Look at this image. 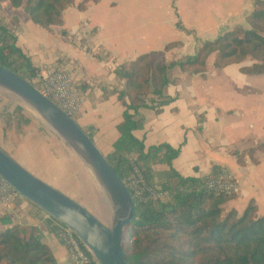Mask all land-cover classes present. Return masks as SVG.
<instances>
[{
	"label": "crops",
	"instance_id": "crops-1",
	"mask_svg": "<svg viewBox=\"0 0 264 264\" xmlns=\"http://www.w3.org/2000/svg\"><path fill=\"white\" fill-rule=\"evenodd\" d=\"M80 1L65 10L63 25L50 29L34 23L23 6L14 7L10 0H0V15L26 59L25 74L28 67L50 69L59 64L79 73L83 103L73 117L92 138L108 146V154L119 139L118 124L125 109L120 70L138 56L164 50L174 41L181 44L165 50L168 62L194 55L204 41L237 25L247 27L256 0H100L85 10L78 8ZM165 4L169 10H163ZM84 23L86 35H76ZM214 61L212 54L203 74L170 69L172 81L156 100L169 102L140 108L144 123L133 134L146 149L163 144L180 149L171 165L152 163L156 172L172 167L184 177L203 178L216 167H228L239 179L240 193L224 204L225 209L241 215L255 201L258 214L264 216V150L258 148L264 143V88L257 78L264 74L241 71L255 63L252 57L221 69ZM14 149L6 150L36 176L69 194L62 185L69 169L48 150L27 143ZM2 217L11 223H3ZM47 219L48 214L28 200H17L0 215V231L15 224L35 225L58 264H75L62 239L48 230Z\"/></svg>",
	"mask_w": 264,
	"mask_h": 264
},
{
	"label": "trees",
	"instance_id": "trees-1",
	"mask_svg": "<svg viewBox=\"0 0 264 264\" xmlns=\"http://www.w3.org/2000/svg\"><path fill=\"white\" fill-rule=\"evenodd\" d=\"M74 1L10 0V3L14 7L23 6L34 23L50 29L64 24V12ZM99 1L81 0L78 8L85 10L89 3ZM254 3L247 27L237 25L214 40L204 41L194 55L168 62L165 50L181 44L174 41L164 50L138 56L119 72L125 82L121 93L126 98L125 109L118 124L119 139L106 157L124 182L131 172V160L136 158L147 181L152 186L160 184L167 192L163 200L149 196L135 199L136 220L126 230L124 241L130 264H264V216L258 214L255 201H250L239 215L237 210L224 207L234 196L208 190L202 178L184 177L172 167L163 173L156 172L152 163L171 165L180 149L167 144L146 149L133 134L144 123L140 108L169 102L156 100L163 97L164 88L172 81L169 71L174 67L190 74H203L209 56L214 54L218 69L252 57L255 63L242 67L241 71L264 74V0ZM25 60L15 35L0 15V64L22 75L19 68ZM35 70L28 67L22 76L32 82ZM258 148L264 150V143ZM1 221L11 223L5 217ZM46 225L61 238L62 223L48 215ZM89 255L88 264H97ZM0 264H58V261L37 226L15 224L0 231Z\"/></svg>",
	"mask_w": 264,
	"mask_h": 264
},
{
	"label": "water",
	"instance_id": "water-1",
	"mask_svg": "<svg viewBox=\"0 0 264 264\" xmlns=\"http://www.w3.org/2000/svg\"><path fill=\"white\" fill-rule=\"evenodd\" d=\"M0 87L17 96L86 162L112 206L105 224L82 203L23 166L0 144V176L22 197L71 229L97 264H130L124 241L136 220V201L106 155L73 116L41 92L29 79L0 64Z\"/></svg>",
	"mask_w": 264,
	"mask_h": 264
},
{
	"label": "rangeland",
	"instance_id": "rangeland-1",
	"mask_svg": "<svg viewBox=\"0 0 264 264\" xmlns=\"http://www.w3.org/2000/svg\"><path fill=\"white\" fill-rule=\"evenodd\" d=\"M163 4V2H161ZM163 10H169L165 4ZM162 9V8H161ZM213 56L210 57L212 65ZM212 68H214L212 66ZM24 61L19 72L25 74ZM254 77V76H250ZM260 84L264 88V75H260ZM34 80V77L32 78ZM258 81L256 86L258 87ZM57 137V141L54 137ZM100 150L106 155L108 146L92 138ZM61 141V145L59 141ZM31 144L35 149L47 150L50 156L69 170L63 177L62 185L72 197L78 199L84 206L99 217L105 224L112 221V206L97 181L90 167L72 148L66 144L35 111L24 104L17 96L0 87V144L13 152L19 144ZM65 143V145H62ZM64 146L69 149H64ZM70 150V151H69ZM72 153L74 154L72 160ZM49 155V153H48ZM174 182V181H173ZM160 185V184H159ZM166 195L163 197L165 199ZM161 199V200H163Z\"/></svg>",
	"mask_w": 264,
	"mask_h": 264
},
{
	"label": "built area",
	"instance_id": "built-area-1",
	"mask_svg": "<svg viewBox=\"0 0 264 264\" xmlns=\"http://www.w3.org/2000/svg\"><path fill=\"white\" fill-rule=\"evenodd\" d=\"M86 26L87 23L80 25L75 34L85 36L87 33ZM32 82L41 92L71 116H74L80 110L83 96L80 91L79 73L74 69H70L65 64L55 65L50 69H37ZM135 159L132 158L131 160V172L125 181L134 198L141 200L143 197L149 196L154 200L163 199L166 192L162 190L160 185L152 186L147 181ZM202 179L203 186L208 190L230 196H236L240 193L239 179L228 167H216ZM17 200L26 199L0 176V215H5ZM60 236L71 260L75 264H88L91 259L89 255L91 252L75 233L64 226L61 228Z\"/></svg>",
	"mask_w": 264,
	"mask_h": 264
}]
</instances>
